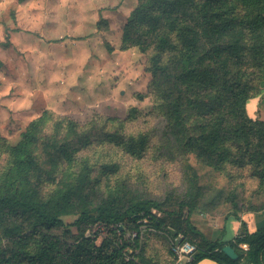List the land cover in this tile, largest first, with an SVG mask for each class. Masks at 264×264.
I'll list each match as a JSON object with an SVG mask.
<instances>
[{
	"label": "rangeland",
	"instance_id": "obj_1",
	"mask_svg": "<svg viewBox=\"0 0 264 264\" xmlns=\"http://www.w3.org/2000/svg\"><path fill=\"white\" fill-rule=\"evenodd\" d=\"M137 3L0 0V178L7 148L30 121L45 114L42 133L66 140L69 157L44 167L39 194H67L71 214L61 219L72 234L79 232L73 223L81 213H92L109 198L123 208L154 201L160 206L156 217L167 226H179L188 209L207 215L212 226L234 214L237 220H229L234 230L238 220L264 225L263 217L259 222L264 216V148L254 135L228 140L209 163L187 148L185 137L172 135L154 106L153 40L145 51L120 49L123 26ZM260 84L252 83L253 96ZM69 120L88 131L86 143L66 138L57 124ZM187 134L193 135L191 129ZM14 224L25 231L27 220L20 217L0 227V245L7 243L3 233ZM232 231L229 227L224 238ZM139 238L136 264H189L175 251L181 236L156 230L143 231ZM110 250L98 238L89 246L92 257L78 264H104Z\"/></svg>",
	"mask_w": 264,
	"mask_h": 264
},
{
	"label": "trees",
	"instance_id": "obj_2",
	"mask_svg": "<svg viewBox=\"0 0 264 264\" xmlns=\"http://www.w3.org/2000/svg\"><path fill=\"white\" fill-rule=\"evenodd\" d=\"M150 40L156 51L149 69L154 106L173 136L185 137L187 148L209 163L228 140L254 135L264 148V122L246 112L252 83L261 82L264 70V0H138L123 26L120 49L145 51ZM43 116L30 121L18 142L7 148V167L0 178V227L20 217L27 226L22 231L14 224L4 231L7 243L0 245V264H78L82 257H92L89 246L98 238L111 249L104 264H136L140 226L166 230L175 239L181 236V244L193 245L189 264L205 259L264 264V227L248 231L243 222L234 239L211 241L191 223L194 209L187 210L179 226H167L154 213L160 206L150 200L123 208L109 198L92 213H81L73 223L78 236L72 234L61 219L71 214L67 194H39L44 167L69 157L66 140L42 133ZM57 125L65 128L66 138L82 144L90 137L71 120ZM188 127L193 135L187 134ZM127 233L136 236L126 238ZM225 246L233 248L236 261L222 252Z\"/></svg>",
	"mask_w": 264,
	"mask_h": 264
},
{
	"label": "crops",
	"instance_id": "obj_3",
	"mask_svg": "<svg viewBox=\"0 0 264 264\" xmlns=\"http://www.w3.org/2000/svg\"><path fill=\"white\" fill-rule=\"evenodd\" d=\"M259 89H260L259 92L255 96H252L250 99H248L246 103V112L250 118L264 122V70L262 71V81ZM260 217L261 218L259 219V222L262 221V217L264 218V216H260ZM230 219L237 220V217L230 216V218L223 220L221 223L217 222L215 226H212L210 220L207 219V215L202 216V214H198L197 211H194L190 215L191 223L211 241L219 239L221 237L225 239L224 234L226 233L227 230L229 231V227L232 228L233 230L232 233L233 232L235 233L234 235H232V237L225 240L234 239L240 233L241 225L243 222L245 223L248 231L264 227V225H260L256 223L255 225L252 223L253 225L250 226L246 221L242 222L238 220L237 222H239V228L234 230L233 228L234 224H232V226L231 224H229ZM198 264H216V263L211 260L205 259L200 261Z\"/></svg>",
	"mask_w": 264,
	"mask_h": 264
},
{
	"label": "built area",
	"instance_id": "obj_4",
	"mask_svg": "<svg viewBox=\"0 0 264 264\" xmlns=\"http://www.w3.org/2000/svg\"><path fill=\"white\" fill-rule=\"evenodd\" d=\"M94 227H96L95 229H93ZM91 230L92 232H95L98 228L97 225H95ZM139 237L142 236L143 234V231H150V232H156V230H154V228L152 227H146V226H140L139 227ZM90 234V231H87L86 232V236H89ZM136 236V233H133V234H130V233H127L126 234V238H134ZM177 253L179 252L180 254V258H182L181 256L184 255V256H187L185 259L186 261L190 262L192 260V255L194 254L195 252V249L194 247L190 246V244L188 243H183L181 244L179 241L177 242V246H176V250H175ZM184 258V257H183ZM128 259V257L126 258Z\"/></svg>",
	"mask_w": 264,
	"mask_h": 264
},
{
	"label": "water",
	"instance_id": "obj_5",
	"mask_svg": "<svg viewBox=\"0 0 264 264\" xmlns=\"http://www.w3.org/2000/svg\"><path fill=\"white\" fill-rule=\"evenodd\" d=\"M222 252L232 261H236L238 256L235 253V251L233 250V248H231L230 246H225L222 249ZM243 264V263H242Z\"/></svg>",
	"mask_w": 264,
	"mask_h": 264
}]
</instances>
